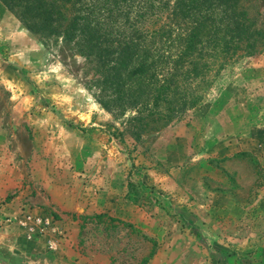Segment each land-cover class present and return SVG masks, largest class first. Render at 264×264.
Segmentation results:
<instances>
[{
    "label": "rangeland",
    "instance_id": "rangeland-1",
    "mask_svg": "<svg viewBox=\"0 0 264 264\" xmlns=\"http://www.w3.org/2000/svg\"><path fill=\"white\" fill-rule=\"evenodd\" d=\"M238 1L264 36V0ZM19 14L0 0V264H264L261 35L167 122L152 94L116 100L115 75L100 80L76 46L84 34Z\"/></svg>",
    "mask_w": 264,
    "mask_h": 264
},
{
    "label": "trees",
    "instance_id": "trees-1",
    "mask_svg": "<svg viewBox=\"0 0 264 264\" xmlns=\"http://www.w3.org/2000/svg\"><path fill=\"white\" fill-rule=\"evenodd\" d=\"M3 1L13 11L21 9L18 16L29 30L32 28L27 23H31L34 14L40 19L46 11L48 21L65 37L72 40L78 32L84 34L88 39H79L76 46L85 53L82 56L97 62L100 80L107 74L115 75L119 82L114 88L116 100L126 98L127 105L140 108L139 96L145 92L152 94L154 107L158 109L164 102L168 112L166 118L160 117V111L152 112V117L159 113L158 121H172L181 105L195 108L213 82L211 73L224 68L226 59L242 51L246 42L249 43L247 55L258 53L254 34L264 39L262 32H251L250 20L238 8V0H174L173 6L170 0ZM47 4L52 6L49 10L45 7ZM82 6L90 17L86 28L79 14ZM121 16L126 23L124 30L114 35L111 23ZM164 19H168L167 24ZM126 38L131 39L126 41ZM104 44L108 46L106 53L101 49ZM115 48L118 55L110 60L109 55ZM159 73H163L162 79L157 78ZM99 79L96 83L101 82ZM196 80L200 87L192 90V101L187 103L183 100L187 93L179 90L182 85L190 87Z\"/></svg>",
    "mask_w": 264,
    "mask_h": 264
}]
</instances>
